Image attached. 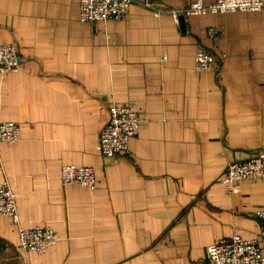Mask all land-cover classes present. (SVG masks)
<instances>
[{
	"label": "crops",
	"instance_id": "obj_1",
	"mask_svg": "<svg viewBox=\"0 0 264 264\" xmlns=\"http://www.w3.org/2000/svg\"><path fill=\"white\" fill-rule=\"evenodd\" d=\"M140 0L126 20L80 21V0H0V43L22 69L0 73V184L17 195L23 225L59 240L25 253L0 215V264H206L207 248L239 234L264 248V179L229 192L223 174L264 151V9L185 17L194 0ZM207 3L215 0H204ZM211 28L219 37L211 36ZM210 50L221 70L196 71ZM142 121L130 152L106 158L110 106ZM63 165L91 166L97 186L64 185Z\"/></svg>",
	"mask_w": 264,
	"mask_h": 264
},
{
	"label": "built area",
	"instance_id": "obj_2",
	"mask_svg": "<svg viewBox=\"0 0 264 264\" xmlns=\"http://www.w3.org/2000/svg\"><path fill=\"white\" fill-rule=\"evenodd\" d=\"M137 0H80V21L97 23L108 19L126 20ZM149 9L162 11L157 0H140ZM264 9V0H215L207 3L194 0L181 9L170 10L179 20L181 15L202 16L207 14H229L244 12L253 14ZM211 36L218 38L219 30L211 28ZM20 48L15 43H0V73L9 74L22 69ZM196 71L221 70L219 58L210 50L200 48L196 54ZM142 116L129 105L113 103L110 106V120L103 128L99 147L106 158H116L130 152V142L139 131ZM22 137L20 124L0 120V142L18 141ZM63 184H81L90 189L97 186V174L91 166L63 165L61 168ZM246 178L264 179V151L247 160H235L229 164L223 180L228 191L232 192ZM0 215L7 216L18 226L19 246L25 252L45 253L47 248L56 244L59 237L51 226L27 228L23 225L17 195L9 182L0 184ZM264 221V206L257 212ZM206 264H264V248L254 239L234 234L230 238L217 240L207 248Z\"/></svg>",
	"mask_w": 264,
	"mask_h": 264
},
{
	"label": "water",
	"instance_id": "obj_3",
	"mask_svg": "<svg viewBox=\"0 0 264 264\" xmlns=\"http://www.w3.org/2000/svg\"><path fill=\"white\" fill-rule=\"evenodd\" d=\"M184 19H185V16L184 15H181L180 16V21L183 23L184 22Z\"/></svg>",
	"mask_w": 264,
	"mask_h": 264
}]
</instances>
